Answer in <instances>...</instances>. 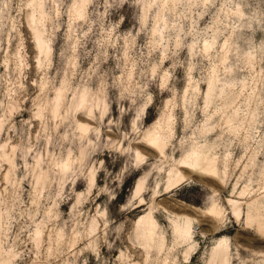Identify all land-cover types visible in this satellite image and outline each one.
Masks as SVG:
<instances>
[{"label": "rangeland", "instance_id": "rangeland-1", "mask_svg": "<svg viewBox=\"0 0 264 264\" xmlns=\"http://www.w3.org/2000/svg\"><path fill=\"white\" fill-rule=\"evenodd\" d=\"M193 141L221 176L166 191ZM222 238L225 264H264V0H0V264H220Z\"/></svg>", "mask_w": 264, "mask_h": 264}, {"label": "bare ground", "instance_id": "bare-ground-1", "mask_svg": "<svg viewBox=\"0 0 264 264\" xmlns=\"http://www.w3.org/2000/svg\"><path fill=\"white\" fill-rule=\"evenodd\" d=\"M37 43L41 49L50 47V45H48L47 43L42 42L41 35L39 34V32L37 33ZM210 94H211V88L208 89L206 93L207 98L210 97ZM233 118H234L233 113H228L224 117L225 121L227 122V125L229 124L230 129L234 127V125H231V121L233 120ZM162 123L163 122L161 118L156 120L152 128L147 130L145 134V139L153 147L155 146L161 151H164L166 145L165 144L166 134L164 128L166 127L163 128ZM81 125L82 127L87 128V125L85 124H81ZM208 128L211 129V127ZM137 157L142 158L143 155L140 152H138ZM68 162H70V160H68ZM67 163L64 162V165H67ZM179 165L180 167H174L169 171L166 191L171 190L177 184H179L180 182L186 179L185 170H190L192 172H201L203 174L216 176V177H220L222 174V170L220 169V166L217 163V156L215 153H213L212 148L209 147L207 144H205L204 146H200L197 142H194L190 151L179 160ZM141 182L142 179L137 180L138 185ZM246 190L247 188L244 187L240 193L244 194ZM228 202L230 203L233 211L235 212L237 219H240L242 214L240 207L241 201L236 198H229ZM206 211L208 214L215 217H217L222 212V205L220 203V200L216 198L214 194H212L211 203L206 208ZM172 220L174 223V229L179 234L177 239L179 242H185L188 245L186 250V255H189L192 247V241H191V234L193 233L192 229L196 230L194 221H192L190 215H182V216L175 215L172 218ZM135 223H136V228L139 231L138 236L144 240L146 245H151L153 242H156L157 247L159 248H162L165 245V235L159 232L158 229L159 223L152 214L151 210L148 211L146 214L139 215L136 218ZM228 250H229V245L223 238L220 239L219 242H217L216 244L212 245V253L220 255V264H225L226 261L228 260Z\"/></svg>", "mask_w": 264, "mask_h": 264}]
</instances>
